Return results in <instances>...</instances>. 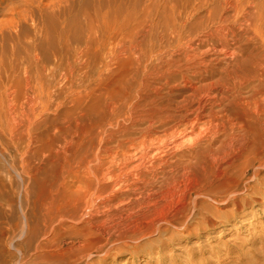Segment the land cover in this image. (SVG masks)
<instances>
[{
    "label": "bare ground",
    "instance_id": "1",
    "mask_svg": "<svg viewBox=\"0 0 264 264\" xmlns=\"http://www.w3.org/2000/svg\"><path fill=\"white\" fill-rule=\"evenodd\" d=\"M209 1L170 0L171 15H159L162 31L156 30L155 15L131 33L92 29L108 61L117 48L132 56L133 94L143 87L157 93L161 87L149 82L155 78L167 95L130 102L128 115L142 117L143 126L118 123L110 129L109 120L93 125L88 136L64 135L62 153L47 158L59 168L44 190L46 203L27 221L30 240L45 236L39 245L47 250L32 258L2 254L0 264H96L99 256L100 264H114L127 254L133 261L142 255L163 264L164 247L175 235L201 236L202 224L194 227L190 218L194 210L208 212V200L227 233L264 215L260 207L246 211L264 204V0H218L206 9ZM11 11L6 24L13 29L33 17ZM45 11L54 15L49 4ZM60 36L66 38L67 29ZM92 43L72 61L61 56L59 64L81 63ZM24 77L29 110L34 113L36 103L46 100L41 113L49 111L50 90L34 83L29 69ZM12 94L0 100V118L18 140L27 133L33 141L39 123ZM54 128L63 130L60 124ZM226 206L232 209L221 213ZM236 215L240 222L226 227ZM154 234L160 238H148ZM257 249L252 264H264V245ZM208 250L193 248L189 264L201 263Z\"/></svg>",
    "mask_w": 264,
    "mask_h": 264
},
{
    "label": "rangeland",
    "instance_id": "2",
    "mask_svg": "<svg viewBox=\"0 0 264 264\" xmlns=\"http://www.w3.org/2000/svg\"><path fill=\"white\" fill-rule=\"evenodd\" d=\"M169 1L0 0V100L4 101L7 94L13 92L18 106L23 104L26 112L39 123L33 132L35 140H29L27 133L22 140H18L7 127L6 120L0 118V240L3 244L0 256L14 254L19 259L32 258L47 250L39 245V240L45 236L30 240L27 221L32 222L35 212L46 203L44 190L59 168L58 164L48 165L47 158L56 159V154L62 153L63 144L59 141L64 135L68 139L75 133L88 136L93 125L108 124L109 120L112 123L110 129L118 128V123L120 126H143L145 121L141 120L142 117L138 115L140 119H137V116L128 115L130 102L135 98L142 101L149 95H167L168 88L160 85L155 78H150L149 82L161 87L157 93L143 87L133 94L130 85L136 66L132 56L117 48L113 61H108L107 51L96 43L100 38L94 35L92 29L99 26L115 36L117 32L131 33L146 25L147 15H155L156 30L162 31L159 15H171ZM217 1H209L206 9L213 7ZM48 4L54 15L45 11ZM14 7L20 9L23 15L33 13V17L20 20L16 29L6 24V20L13 15L11 10ZM68 22L69 27L66 25ZM64 29H67V37L62 39L60 31ZM89 39L93 43L84 61L73 63L74 66L66 62L59 64L61 56L74 60L78 51L87 49ZM26 69L32 71L34 83L50 90L49 111L41 113L46 100L36 103L34 113L29 110L27 101L31 94L25 90ZM81 115H84L82 120L76 124L75 118ZM56 124H60L63 130L54 128ZM115 134L114 130L111 135L108 132V138H113ZM39 135H43L44 140L40 141L37 138ZM101 138V134L95 138L96 144ZM52 142L56 144L51 150L49 146ZM207 204L212 214L209 209L202 214L194 210L190 218L194 227L198 222L202 224L201 236L187 238L175 235L172 244L164 247L168 259L163 264H189L191 250L201 245L212 250L205 253L199 264H207L213 258V264L219 261L225 264L255 262L254 258L259 253L257 248L264 245V215H258L257 219L248 220L243 228L236 227L227 233L223 226H219L218 213L214 209L216 204L211 200ZM258 207L264 211V204L250 205L246 211H254ZM231 209L232 206H226L220 212ZM208 216L211 220L207 219ZM238 218L237 215L231 217L226 227L233 222L239 223ZM148 238L157 239L160 235ZM171 256L173 259H169ZM128 257L127 254L114 264H160L157 258L150 262L142 255L134 261ZM95 260L96 264H100L102 257Z\"/></svg>",
    "mask_w": 264,
    "mask_h": 264
}]
</instances>
